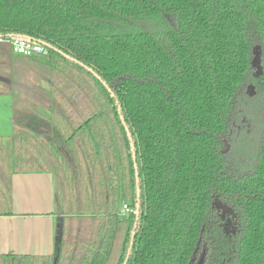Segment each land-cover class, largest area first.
I'll list each match as a JSON object with an SVG mask.
<instances>
[{"label":"trees","instance_id":"16d2710c","mask_svg":"<svg viewBox=\"0 0 264 264\" xmlns=\"http://www.w3.org/2000/svg\"><path fill=\"white\" fill-rule=\"evenodd\" d=\"M12 36L58 80L50 135L0 158L53 173L63 224L11 264H264V0H0Z\"/></svg>","mask_w":264,"mask_h":264},{"label":"crops","instance_id":"0c3cea01","mask_svg":"<svg viewBox=\"0 0 264 264\" xmlns=\"http://www.w3.org/2000/svg\"><path fill=\"white\" fill-rule=\"evenodd\" d=\"M24 61L45 64L37 57L13 53L7 41H0V95H12V90H7L12 83L11 76L15 70L21 69L20 63ZM50 84L46 79L24 84L30 91L26 94L28 102H23V109L17 110L23 113L22 117L14 115L16 107L13 97L12 103L7 105L9 114L1 116L0 138L3 141L0 139V146L8 142L14 144L21 137L43 139L50 135L53 118L50 102L52 90L43 91V86L48 87ZM25 111L27 112L24 113ZM27 116H33L31 129L15 124V118ZM11 159H14L13 151ZM12 161L0 158V185L7 186L6 198L0 197V262L5 264H11L13 255H53L56 231L58 225L63 224V219L54 213L53 173L46 170H15L11 165ZM82 215L89 214L83 212ZM82 215H70L71 227L76 226L77 217Z\"/></svg>","mask_w":264,"mask_h":264},{"label":"rangeland","instance_id":"374dc122","mask_svg":"<svg viewBox=\"0 0 264 264\" xmlns=\"http://www.w3.org/2000/svg\"><path fill=\"white\" fill-rule=\"evenodd\" d=\"M41 61V60H40ZM21 69L18 71H14L12 77V83L10 84L11 86L7 90H12V95L5 94V95H0V120L2 115L9 114V110L7 109V105L12 103V99L14 97V104L16 107L15 110V116L16 117H22V112L17 111L23 109L22 106H24L23 102H28V99L26 97V94L28 91H30V88L24 84L32 81L35 82H42L44 79L49 81L51 84L48 85V87L43 86V91L46 92L49 90H53V83L58 80L57 76V71L53 69L49 64H43L37 61H24L20 63ZM82 75V74H81ZM87 85L91 87V83L88 81L87 78H85ZM45 83V82H43ZM253 89H249L247 92V95L252 94ZM37 92V91H36ZM30 95V94H29ZM27 109V107L25 106ZM25 111L24 113H26ZM29 112V111H28ZM1 130V129H0ZM21 131H23L21 129ZM26 132V131H24ZM1 133V132H0ZM11 133V132H10ZM7 194V186L6 185H0V197H5ZM222 213L225 217V227L228 229L230 232L234 230V223L232 221V218L229 214L228 211L224 210V207L221 206ZM73 214L77 213L75 210V207L72 208ZM123 216H125V213H122ZM69 260H60L59 264H69ZM74 263V262H73ZM0 264H5L0 262ZM10 264V263H7Z\"/></svg>","mask_w":264,"mask_h":264},{"label":"built area","instance_id":"2783aa9c","mask_svg":"<svg viewBox=\"0 0 264 264\" xmlns=\"http://www.w3.org/2000/svg\"><path fill=\"white\" fill-rule=\"evenodd\" d=\"M6 41L8 42L11 51L18 55L30 57L35 54L46 55L48 53L45 46L41 43L31 41L24 37L15 36ZM121 211L122 213L127 214L131 211V208L126 203H123L121 205Z\"/></svg>","mask_w":264,"mask_h":264},{"label":"water","instance_id":"95a60500","mask_svg":"<svg viewBox=\"0 0 264 264\" xmlns=\"http://www.w3.org/2000/svg\"><path fill=\"white\" fill-rule=\"evenodd\" d=\"M12 37H15V36H12ZM12 37H10V38H12ZM258 62H259L258 56H255L254 59H253V66H258ZM122 123L124 124L123 121H122ZM125 130H126L127 136L130 138V132L127 129L126 126H125ZM131 149L133 150V146H131ZM132 156H133V160L135 161L134 154ZM134 168L136 169V164L135 163H134ZM136 178H137V174H136ZM222 207H224V206H222ZM61 227H62V224L60 223L58 225V229H60ZM232 232H234V230ZM59 255H60V247H59V245L56 246V244H55V251H54V261L55 262L58 260ZM198 264H202V258L199 260Z\"/></svg>","mask_w":264,"mask_h":264}]
</instances>
